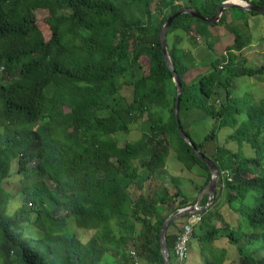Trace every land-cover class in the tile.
<instances>
[{
  "label": "trees",
  "instance_id": "trees-1",
  "mask_svg": "<svg viewBox=\"0 0 264 264\" xmlns=\"http://www.w3.org/2000/svg\"><path fill=\"white\" fill-rule=\"evenodd\" d=\"M226 1L0 0V264H101L106 255L114 264H134L132 250L140 264H165V223L196 207L212 177L179 133L176 88L159 37L180 12L197 10L210 19ZM239 1L264 9V0ZM231 11L243 12L225 10L214 25L182 16L166 38L183 86L181 126L221 172L215 204L201 213L190 248L226 239L237 248L235 262L225 250L205 264H264V100L234 97L236 81L262 79L264 64L249 69L238 61L254 38L233 25ZM218 27H226L232 43L211 73L187 85L196 60L180 48L184 39L197 49ZM194 110L214 121L212 135L200 143L188 132L192 120L182 117ZM136 125L140 138L121 143ZM226 128L234 130L226 144H246L254 158L219 146ZM172 150L204 178L196 198L176 186L179 178H173L176 190L157 182ZM14 176L19 184L9 189ZM250 196L255 200L248 205ZM208 203L204 198L202 207ZM235 215L251 231L242 224L235 230ZM187 220L168 231L172 264L191 257L179 262L174 255Z\"/></svg>",
  "mask_w": 264,
  "mask_h": 264
},
{
  "label": "rangeland",
  "instance_id": "rangeland-1",
  "mask_svg": "<svg viewBox=\"0 0 264 264\" xmlns=\"http://www.w3.org/2000/svg\"><path fill=\"white\" fill-rule=\"evenodd\" d=\"M231 18H229L233 25L239 28V31L245 34H251L254 38L251 46L247 48L241 58L238 60L242 65L248 67L249 69H258L264 64V42L259 39H264V15L259 16H250L247 12L240 11H231L229 13ZM228 15V16H229ZM46 17L41 18V22ZM176 35L182 36V33L178 32ZM233 35L226 30V27H218L216 29H212V37L207 42H200L199 47L195 49V51H191L193 54L197 65V68L192 70L189 74H187L184 78V81L187 85H193L198 82V80L202 77H205L209 73H211L210 66L213 62L220 58L222 54H224V47L232 43ZM184 42V41H183ZM183 45H188L186 42ZM181 46V47H182ZM189 46V45H188ZM248 95H253L257 100H264V77L260 80L258 79H250V78H240L236 81V86L234 88V97L236 99H243ZM69 110L66 109V112ZM199 112L194 110L193 112H183V121L188 124L189 120L193 122L192 127L188 128V132L191 134L192 138L200 143L203 142L207 136H211L214 130V121L211 118H200ZM247 117H241V122L246 121ZM234 132L233 129L226 128L219 135V146H227L228 149L233 150L235 152L242 151V153L246 157L254 158L256 153L252 150L248 145H243L242 147L230 142L226 144L229 136ZM142 134V129L139 125L132 127V133L128 136L120 137L121 143H126L128 141L135 142L137 141ZM167 170L168 176L165 178H179L180 182L176 184L180 189L189 197L195 198L198 196V190L201 188V179L199 180V171L195 170L194 172H189L184 166L177 160L176 153L172 150L171 155L167 161ZM172 180V179H171ZM19 180L18 176H14L9 189L15 188L18 186ZM172 186V185H171ZM175 186V187H176ZM148 188V185H147ZM176 190V188H172ZM253 196H250L246 202L253 203L255 199H251ZM200 199V195L198 196ZM22 201V196H18L15 199V203L12 205L11 212H15V210L19 207V203ZM237 208V207H235ZM227 214V213H226ZM233 227L235 230L239 231L240 224L244 225L243 230L249 232L250 227L249 224L245 221V219L240 216H233ZM251 231V230H250ZM83 241H87L89 236L86 233H80ZM227 250L229 259L234 261V257L237 253V248L228 245V241L226 239H220L214 247L204 246L198 244H194L192 247V254L187 264H205V262L209 261L208 258L214 257L216 260H219L222 256V251ZM248 247V252H249ZM215 254V255H214ZM259 253L258 255H260ZM257 255V256H258ZM114 257L111 255H106L104 257L101 264H114ZM206 262V263H207ZM232 261L228 264H234Z\"/></svg>",
  "mask_w": 264,
  "mask_h": 264
},
{
  "label": "water",
  "instance_id": "water-1",
  "mask_svg": "<svg viewBox=\"0 0 264 264\" xmlns=\"http://www.w3.org/2000/svg\"><path fill=\"white\" fill-rule=\"evenodd\" d=\"M234 9L235 10H241V11L247 12V13L254 12V13H261L264 15V9L259 8L256 5L246 3L244 1H239V0H228V1L223 2L221 4V7L219 8V10L215 14V16L210 18V19H207V18L204 19L198 13L197 10H184V11L180 12L179 14H177L176 16H174L173 18L168 19L167 22L165 23L164 27L162 28L161 33H160L159 40L161 43L162 54H163V57H164V60H165V63H166L168 70L173 75V84L176 88L175 118L177 119V122H178L179 133L182 136V138L184 139V141L189 146H191L193 148L197 158H199L204 164L207 165V167L209 168V170L211 172V177H212L209 186L205 189L203 194L200 195V199H199V202H198L196 207L188 208L186 210L179 212V214L177 216L170 218L165 223V225L162 229V234H161L162 255L164 257L165 264H172V262H171L172 257H171V252L168 248V239H167V235H168V231H169L170 227L172 226V224H174L176 222H180L192 214H199V213L201 214V213L207 211L208 209H210L212 206H214L216 196H217V188H218V185H219V182L221 179V172H220L219 168L213 162H211L209 159H207L206 157H204L201 154V151L196 148L193 141L184 132V130L181 126L180 117H178V116H180L179 115V103H180V99L183 95V86H182L181 80L179 79L178 75L176 74L175 69L173 68L171 58H170L168 50H167V46H166L167 34H168L170 28L173 26L174 22L182 16H189L190 18L198 20V21H200L206 25L207 24L214 25V24H217L221 20V17H222L225 10H234ZM205 196L209 198V203H208L207 207L202 208L201 207L202 201L205 198Z\"/></svg>",
  "mask_w": 264,
  "mask_h": 264
},
{
  "label": "built area",
  "instance_id": "built-area-1",
  "mask_svg": "<svg viewBox=\"0 0 264 264\" xmlns=\"http://www.w3.org/2000/svg\"><path fill=\"white\" fill-rule=\"evenodd\" d=\"M203 221L202 214H192L188 217L186 225L184 226V230L181 236L178 239L176 247L174 249L175 258L179 262H185L190 254L191 248L190 243L192 241L195 228H197ZM130 255L134 258V264H140L138 260V255L135 250H132Z\"/></svg>",
  "mask_w": 264,
  "mask_h": 264
},
{
  "label": "crops",
  "instance_id": "crops-1",
  "mask_svg": "<svg viewBox=\"0 0 264 264\" xmlns=\"http://www.w3.org/2000/svg\"><path fill=\"white\" fill-rule=\"evenodd\" d=\"M228 18H231V16L229 15V17ZM187 43L188 45H183L182 47H180V48H182V49H184V50H188V51H195V49L190 45V43L187 41V39L185 38L184 39V42H183V44L184 43ZM198 43V42H197ZM230 45V44H229ZM229 45H226L225 47H224V51H225V48L227 47V46H229ZM225 53V52H224ZM197 65L199 66L200 64H195V68H197ZM189 127H192V125L191 126H189ZM165 172H167L168 173V170L166 169L165 171H162V173H159V175L156 177V179H157V182L160 184V185H163V186H167L169 189H171V190H173L172 188L174 187L175 188V186L173 185V178H165L166 176H168V174L166 175V176H164V174H166ZM199 178H200V176H201V174L199 173ZM172 179V180H171ZM200 180V179H199ZM203 183H204V178H201V186L203 185ZM172 185V186H171ZM150 190H151V186H150V184H148V188L146 187V190H145V194L147 193H149L150 194ZM203 194V193H202ZM196 198V197H195ZM205 198H206V196H205ZM198 202H199V200H198ZM203 202V201H202ZM202 207V206H201ZM207 207V206H206ZM202 208H205V207H202ZM191 254H192V252H191Z\"/></svg>",
  "mask_w": 264,
  "mask_h": 264
},
{
  "label": "bare ground",
  "instance_id": "bare-ground-1",
  "mask_svg": "<svg viewBox=\"0 0 264 264\" xmlns=\"http://www.w3.org/2000/svg\"><path fill=\"white\" fill-rule=\"evenodd\" d=\"M46 15V14H45ZM47 16V15H46ZM18 67V66H17ZM183 128V127H182ZM196 232V231H195Z\"/></svg>",
  "mask_w": 264,
  "mask_h": 264
},
{
  "label": "clouds",
  "instance_id": "clouds-1",
  "mask_svg": "<svg viewBox=\"0 0 264 264\" xmlns=\"http://www.w3.org/2000/svg\"><path fill=\"white\" fill-rule=\"evenodd\" d=\"M188 217H189V216H188ZM188 217H187V218H188Z\"/></svg>",
  "mask_w": 264,
  "mask_h": 264
}]
</instances>
